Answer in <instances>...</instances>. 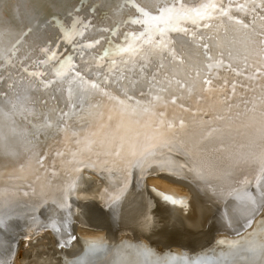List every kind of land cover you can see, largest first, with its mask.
Instances as JSON below:
<instances>
[{
	"label": "bare ground",
	"instance_id": "obj_1",
	"mask_svg": "<svg viewBox=\"0 0 264 264\" xmlns=\"http://www.w3.org/2000/svg\"><path fill=\"white\" fill-rule=\"evenodd\" d=\"M65 3L70 5L67 9ZM85 3L89 0H0L3 49L22 43L29 33L37 41L52 38L47 39L51 45L62 28L71 26L67 15L72 12L71 5ZM108 3L113 5L112 9L101 10L93 23L97 28L112 27L117 41L123 44L125 28L114 21L123 20L127 30H134L135 26L129 23L133 18L129 10L134 3L128 4L126 0H108ZM82 14L87 15V10ZM226 34L233 48L243 49L242 28L225 22L216 33V42L224 43ZM106 36L112 39V34ZM64 47L60 44L62 50ZM216 51L213 49L214 53ZM126 58V53H120L106 58L105 63H111L112 59L119 63ZM191 63H196L195 49ZM227 63L225 58V66ZM0 67L6 65L0 63ZM209 71L213 74L214 87L205 86L201 91L198 83L193 88L189 80L187 90L177 93L176 102L169 103L165 109V119L171 125L169 132L174 134V139L153 144L158 133L145 127L153 119L145 113L131 108L125 111L107 101L98 109L104 127H93L99 135L82 146V151H95L99 147L97 141L115 142L117 146L123 142L130 149L140 145L141 154L135 157L129 154L132 166L126 184L121 170L128 167L126 162L115 167L109 164L94 174L88 170L78 171L71 154L66 158L56 156L58 148L63 151L68 146L55 130L51 139H46L48 132L40 136L47 144L48 156L39 177L35 175L34 156L24 148L18 152L14 149L10 158L3 161L0 180L7 185L8 173L14 169L17 175L12 182L27 184L31 181L34 187L29 191L34 193L33 199L51 206L50 199L63 196L71 208L65 207L47 216L41 215L44 212L41 208L34 220L24 212L20 217L7 220L2 225L6 224L8 229L20 222L18 229L23 227L28 240H20L10 248L4 245L0 249V264H264V196L260 191L264 190V81L235 76L219 64H214ZM102 74V71H93L91 77L95 79ZM64 89L66 95L67 85ZM36 91L35 85L25 87L15 101L0 103L6 129L22 118V112L13 113V104L26 106L28 97ZM55 94H60L58 87ZM226 96L231 108L225 103ZM61 106L66 107V104ZM99 119L89 117L93 125ZM194 159L213 172L208 186L186 178V162ZM118 182L120 190L114 191ZM151 195L166 206H157ZM87 207L99 211L103 215L101 219L117 223L121 230L116 234L118 241L105 231L87 229V223L94 218L87 213ZM216 215L221 216L224 223L221 227L225 230L238 229L241 222L246 226L235 235H215L210 244L197 251L189 252L180 247L206 237ZM35 229H39V233H35ZM122 229L140 237L132 239L127 236L129 232ZM162 245L171 248L162 250Z\"/></svg>",
	"mask_w": 264,
	"mask_h": 264
},
{
	"label": "snow or ice",
	"instance_id": "obj_2",
	"mask_svg": "<svg viewBox=\"0 0 264 264\" xmlns=\"http://www.w3.org/2000/svg\"><path fill=\"white\" fill-rule=\"evenodd\" d=\"M126 2L134 3L129 10L133 17L129 23L135 29L127 30L123 20L114 21L125 28L123 44L117 41V33L112 27L97 28L93 23L101 10L112 9L113 5L108 0H89L82 6L71 5L72 12H67L71 26L62 28L51 45L47 39L52 38L37 41L31 38V33L24 37L22 43H13L6 50L0 41V63L6 65L0 67V103L15 101L25 87L35 85L37 88L28 97L26 106L13 104V113L22 112L19 122L12 123L6 129L4 117L0 115V177L4 171L3 161L10 158L14 149L18 152L21 148L34 156L35 175L39 177L45 170L48 156L45 151L47 144L40 140V136L48 132L46 139H51L52 130H55L68 146L63 151L58 148L56 156L66 158L71 154L78 171L88 170L94 174L109 164L115 167L126 162L128 167L121 168L124 172L123 183L126 184L131 175L130 155L135 157L141 154L140 145L130 149L123 142L117 146L115 142L97 141L99 147L95 151H82V146L99 135V132L93 131V127H104L98 109L105 101L113 107L118 106L125 111L131 108L152 117L145 127H151L158 133L152 141L155 144L158 140L174 139V134L169 132L171 125L165 119V109L169 103L176 102L177 93L187 90L189 80L193 82V88L198 83L201 91L205 86L214 87L213 74L209 71L214 64L226 67L235 76L255 77L257 81H264V0ZM69 6L65 3V9ZM85 9L87 15L82 14ZM225 22L244 30L242 50L231 46L227 34L224 43L216 42V33ZM172 33L177 35L173 36ZM106 34H112V39H108ZM209 40L213 43H208ZM38 44L42 46L38 47ZM60 44L65 45L63 50ZM193 49L195 65L191 63ZM213 49L217 51L214 53ZM120 53H126L127 58L119 63L115 59L105 63L106 58ZM225 58L228 61L226 66ZM51 60L56 63L50 64ZM93 71H102L103 74L93 79ZM57 77L62 79L58 80ZM224 79L227 84V79ZM56 87L60 90L59 95L55 94ZM232 87L235 89L234 83ZM225 103L231 108L227 96ZM62 104H66V107ZM89 117L100 119L93 125ZM8 118L11 119V114ZM78 156L81 158L76 159ZM186 165V178L197 184L204 182V186L210 184L209 177L213 172L202 162L194 159L186 162ZM143 171L141 169L142 177ZM16 175L14 169L9 171L10 181L7 185L0 180V225L20 217L21 212L34 220L35 213L40 212L41 208L44 209L41 213L44 216L65 207L71 208L63 196L50 199L51 206L40 199H33L34 193L29 191L34 187L32 182L13 183ZM119 190L118 182L114 191ZM260 191L264 196V190ZM71 238L75 239L74 236Z\"/></svg>",
	"mask_w": 264,
	"mask_h": 264
},
{
	"label": "water",
	"instance_id": "obj_3",
	"mask_svg": "<svg viewBox=\"0 0 264 264\" xmlns=\"http://www.w3.org/2000/svg\"><path fill=\"white\" fill-rule=\"evenodd\" d=\"M151 197L157 206H162V205L166 206V205L162 204V202L159 199H157L155 197V195H151ZM164 208H166V207H164ZM167 208H168V206H167ZM258 212H259V210H258ZM87 213L94 216V218H92V220H89V222L87 223L86 227L88 230L105 231L107 233V235L109 234V235L113 236L114 241H118L117 235H118L119 231H121V230L118 228V226H116L117 223L111 222L110 219H105V218L101 219V217L103 215H101L100 212L97 211L96 209H94L93 207H91V208L87 207ZM19 224H20V222H18L13 229H8L5 226L6 224L0 225V249L1 250L3 249L4 245L9 246L8 248H10V247L14 246L16 244V242H18L20 240H22V241L28 240V237H27V235H25L23 227L21 229H18ZM222 225H224V223L222 222L221 216L216 215L212 220V227L210 229L209 234L206 237H204L202 240H198L197 242H194L190 245L184 244L183 246H180V247L182 249L188 250L189 252L197 251V250L203 248L204 246L210 244L213 241L215 235L221 234V233H227L229 235H235V234L240 233V231H242L241 229H243V227L246 226V224L244 222H241V224H239L240 228L237 229L235 227L232 230L230 228H227L228 230H225L221 227ZM35 231H36L35 233H39V229H35ZM122 231L129 232V234H127V236L130 235L132 237V239H137L140 237V236L135 235L133 232L130 233V231H128V230L122 229ZM120 233H122V232H120ZM148 241L151 243L153 242L151 239H148ZM160 247L162 250L171 248L170 245H162Z\"/></svg>",
	"mask_w": 264,
	"mask_h": 264
},
{
	"label": "rangeland",
	"instance_id": "obj_4",
	"mask_svg": "<svg viewBox=\"0 0 264 264\" xmlns=\"http://www.w3.org/2000/svg\"><path fill=\"white\" fill-rule=\"evenodd\" d=\"M125 257H127V256H125ZM30 259H32V258H30Z\"/></svg>",
	"mask_w": 264,
	"mask_h": 264
}]
</instances>
